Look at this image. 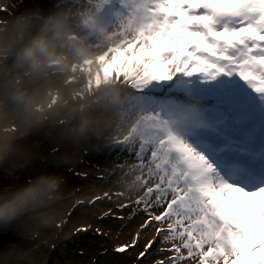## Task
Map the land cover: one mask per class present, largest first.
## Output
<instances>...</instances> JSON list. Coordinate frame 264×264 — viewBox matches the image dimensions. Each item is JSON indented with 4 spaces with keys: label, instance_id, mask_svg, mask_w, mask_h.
Masks as SVG:
<instances>
[{
    "label": "snow or ice",
    "instance_id": "snow-or-ice-1",
    "mask_svg": "<svg viewBox=\"0 0 264 264\" xmlns=\"http://www.w3.org/2000/svg\"><path fill=\"white\" fill-rule=\"evenodd\" d=\"M81 4L108 25L86 62L88 87L119 85L114 131L95 150L123 161L113 170L137 193L128 217L109 209L101 219L143 213L139 228L155 237L138 259L157 238L170 245L155 264H264V0Z\"/></svg>",
    "mask_w": 264,
    "mask_h": 264
},
{
    "label": "clouds",
    "instance_id": "clouds-1",
    "mask_svg": "<svg viewBox=\"0 0 264 264\" xmlns=\"http://www.w3.org/2000/svg\"><path fill=\"white\" fill-rule=\"evenodd\" d=\"M12 0H3L6 7ZM90 13V14H89ZM108 32L105 17L76 0L49 11L25 8L0 18V171L14 173L35 158L27 139L43 130L62 151L57 164L73 163L91 141L114 131L115 82L89 89L90 61ZM63 177L45 171L31 182L0 190V229L34 237L64 223L53 207L64 199ZM26 254L13 247L0 264H22Z\"/></svg>",
    "mask_w": 264,
    "mask_h": 264
},
{
    "label": "rangeland",
    "instance_id": "rangeland-1",
    "mask_svg": "<svg viewBox=\"0 0 264 264\" xmlns=\"http://www.w3.org/2000/svg\"><path fill=\"white\" fill-rule=\"evenodd\" d=\"M62 2L63 0H12L8 6H0L5 9L0 11V18L11 17L25 8L49 11L60 6ZM79 2L84 3L85 0ZM0 4H3V0H0ZM28 139L30 142L27 144L35 153V158L14 173L15 179L0 171V190L13 184H27L45 171L63 177L66 181L64 199L53 207L59 211L65 223L59 228L42 231L34 237L20 234L19 229H0V235L6 232L10 235V239L6 240L0 237V254L14 247L26 254L22 264H155L156 260L163 258L164 254L161 255L153 249L149 250L145 258L138 259L139 253L144 250L145 232L140 233L137 245L129 248L126 253L114 251L116 246L131 242L135 236L134 231L138 230L140 215L143 214L139 213L131 220L125 219L127 230L121 227L124 220H109L107 217L101 219L108 212L105 210L106 203L115 208L116 213L120 210V203H128V208L119 211L124 217H128L134 207L130 200H134L137 193L126 189V185L121 182L123 172L120 169L113 170L117 163H123L122 160L117 159L114 154L110 156L106 152H97L95 149L100 145L91 141L78 152L73 163L57 164L53 154L62 149L50 135L41 130ZM132 162L130 160L129 164ZM104 192H108L112 200L105 198L89 203L95 196H103ZM117 192H125V196L117 198ZM78 201L83 203H77ZM89 225L91 227L87 232H75L76 227ZM98 228L101 230L99 234L96 232Z\"/></svg>",
    "mask_w": 264,
    "mask_h": 264
},
{
    "label": "bare ground",
    "instance_id": "bare-ground-1",
    "mask_svg": "<svg viewBox=\"0 0 264 264\" xmlns=\"http://www.w3.org/2000/svg\"><path fill=\"white\" fill-rule=\"evenodd\" d=\"M30 142V140L29 139H27V143H29ZM98 205V204H97ZM109 209H112V211H114V212H116L115 210V208H113L111 205H108L107 203L105 204V210L106 211H109ZM120 211V210H119ZM119 211H117V213L119 214V215H121L120 214V212ZM142 217H143V214L142 215H140V218H139V222H138V224H139V226H140V224L142 223ZM139 226H137L138 227V230H136V231H134V234H136V232L137 231H140V233H144L145 232V238H144V247H145V245H146V243H147V241L149 240V239H152L153 237H155V230H154V228H152V227H149V228H146V229H143V230H141L140 228H139ZM121 227H123L124 228V230H127V222L124 220L123 222H121ZM125 232V231H124ZM3 235V236H2ZM2 235H0V237H4L5 238V240L6 239H10V235L6 232L5 234H2ZM4 241V240H3ZM0 242H2V241H0ZM144 247H143V249H144ZM168 247H170V245L169 244H165V243H161L160 241H159V238H157V243L156 244H154L153 245V249H155L158 253H160L161 255H163V258L162 259H165L168 255H171V253H168V252H166V251H158L159 249H167ZM153 249H150V250H153ZM143 251V250H142ZM157 253V254H158ZM160 254H158V255H160ZM152 256L153 257H156L155 255H153L152 254ZM152 257V258H153Z\"/></svg>",
    "mask_w": 264,
    "mask_h": 264
}]
</instances>
